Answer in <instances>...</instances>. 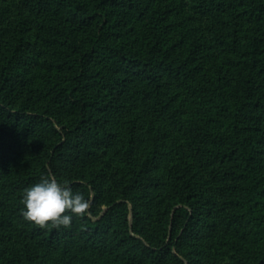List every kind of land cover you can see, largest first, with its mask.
Here are the masks:
<instances>
[{
    "label": "trees",
    "instance_id": "1",
    "mask_svg": "<svg viewBox=\"0 0 264 264\" xmlns=\"http://www.w3.org/2000/svg\"><path fill=\"white\" fill-rule=\"evenodd\" d=\"M0 264H264V0H0Z\"/></svg>",
    "mask_w": 264,
    "mask_h": 264
},
{
    "label": "clouds",
    "instance_id": "2",
    "mask_svg": "<svg viewBox=\"0 0 264 264\" xmlns=\"http://www.w3.org/2000/svg\"><path fill=\"white\" fill-rule=\"evenodd\" d=\"M21 200L23 217L41 227L70 226L73 214L84 216L90 208L89 200L74 191L69 180L61 181L52 174L27 187Z\"/></svg>",
    "mask_w": 264,
    "mask_h": 264
}]
</instances>
